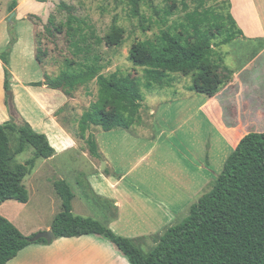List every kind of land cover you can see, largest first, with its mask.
I'll return each instance as SVG.
<instances>
[{
	"label": "rangeland",
	"instance_id": "obj_1",
	"mask_svg": "<svg viewBox=\"0 0 264 264\" xmlns=\"http://www.w3.org/2000/svg\"><path fill=\"white\" fill-rule=\"evenodd\" d=\"M10 2L0 0V52L10 38L21 35L8 68L22 81L42 82L45 75L58 79L68 103L56 113V120L74 140L72 151L57 154L53 160L35 159L34 169L23 180L26 204L7 201L0 205V215L8 216L23 236L49 225L60 212L61 202L52 188L59 180L74 195L73 216L93 219L107 228L110 217L96 216L102 217L106 206L93 192L105 198L115 196L123 204L121 221L112 226L116 233L109 230L125 238L147 237L152 229L162 234L184 221L190 207L212 189L233 151L234 141H228L217 120H211L213 116L220 114L229 135L237 128H241L237 136L264 132V38L236 37L221 45L230 31L228 0H138L136 6L127 0H58L42 23L30 19L37 26L33 54L28 23L9 22L11 14L6 8ZM69 18H73L71 31L67 29ZM193 26L213 37L208 62L200 71L167 75L164 83L149 90L144 87L145 73L128 61L129 50L165 30L192 44ZM73 30L77 36L72 37ZM79 39L86 52L75 56L72 43ZM84 66L90 69L84 71ZM112 74L136 81L143 97L139 124L109 132L91 127L82 140L77 125L97 102L96 78ZM201 74L215 89L212 97L196 93L208 87ZM78 76L83 83L70 88ZM156 95L161 97L150 103ZM212 98L213 104L207 107ZM89 135L101 158L89 155L84 142ZM17 144L18 136L11 135L10 151ZM33 158V150L26 146L13 164L23 165ZM116 182L120 185L113 191L109 184ZM145 202L156 208L160 221L155 226L146 221ZM155 242L150 238L134 246L147 255Z\"/></svg>",
	"mask_w": 264,
	"mask_h": 264
},
{
	"label": "trees",
	"instance_id": "obj_2",
	"mask_svg": "<svg viewBox=\"0 0 264 264\" xmlns=\"http://www.w3.org/2000/svg\"><path fill=\"white\" fill-rule=\"evenodd\" d=\"M18 1L11 0L8 13L14 11ZM127 1L129 5L136 6L138 0ZM59 7L65 8L63 4ZM187 19L189 23L193 22L191 16ZM227 19L230 31L221 45H227L236 37H243L230 14ZM71 20L73 18L68 19V31L72 30ZM74 36H77L75 30L72 32ZM193 36L194 42L187 44V38L182 39L165 30L152 41L140 43L129 50L128 61L145 73L144 87L149 90L154 85L164 83L167 75L201 70L212 54L213 37L195 26ZM81 40L72 43L75 56L86 52L79 46ZM15 41V37L10 38L6 49L0 52L5 93L10 91L8 65ZM83 69L86 71L90 67L84 66ZM200 76L208 87L206 92L196 93L212 97L215 89L206 77L204 79L203 74ZM83 80L78 76L69 87L73 88L75 84L83 83ZM96 84L97 102L92 112L81 115L77 125L80 139H84L91 127L109 132L115 129L128 130L139 124L143 97L135 80L112 74L107 78L98 76ZM29 86H44L68 96L58 85V79L50 80L47 75L42 82ZM11 135L18 136V144L13 152L9 148ZM84 142L89 155L98 159L99 152L94 138L89 135ZM26 146L33 150L34 158L23 165L13 164L15 156L21 154ZM53 156L54 150L46 137L35 133L27 123L16 125L10 121L1 125L0 205L7 201L26 204L28 194L23 180L34 169L35 159L48 160ZM52 188L61 202L60 212L50 226L54 239L98 236L112 244L128 264H264V132L247 133L238 141L212 189L190 207L184 221L168 228L156 238L155 245L147 255H143L133 241L117 236L99 222L73 216L71 201L74 195L65 181L54 182ZM33 236H23L0 216V264H7L29 245L47 244L44 240L32 242Z\"/></svg>",
	"mask_w": 264,
	"mask_h": 264
},
{
	"label": "crops",
	"instance_id": "obj_3",
	"mask_svg": "<svg viewBox=\"0 0 264 264\" xmlns=\"http://www.w3.org/2000/svg\"><path fill=\"white\" fill-rule=\"evenodd\" d=\"M57 1L58 0H19L14 11L10 13L12 15L9 20L10 23L13 19L18 24L28 23L27 38L32 45V54L33 51H35L33 45L35 47L34 37L37 26L30 19L42 23L44 19L49 16L54 6L57 4ZM228 3L229 14L234 20L236 27L241 30L243 37L248 39L264 38V0H228ZM15 39L16 42L9 56V66L12 59L11 57L15 49L19 46L22 37L21 35H17ZM9 72L10 91L5 93L3 89V66L0 62V126L10 121L14 122L16 125L27 123L35 133L44 135L50 147L54 150V156L48 160H53L57 154L72 151L74 147L73 136L56 120V113L63 105L68 103V98L59 90H51L44 86L31 87L29 85L34 82L22 81L10 68ZM234 79L238 80V77H234ZM238 82L241 83L240 81ZM6 97H8L7 100ZM160 97L161 96L158 95L157 99L152 100L150 98L151 100L149 99V101L153 103ZM213 100L214 98L209 99L206 102V106L208 107L213 104ZM151 106L146 105L145 108L149 110L150 114H153V111L150 109ZM217 115H219V117L213 116L214 119L211 117V120L215 122L216 119L219 130L228 141H234L231 145L234 150L238 141L244 136H237L241 128L235 129V132L229 135L228 133L230 130L222 126L220 114L218 113ZM101 156V153H99L100 158ZM119 185L120 184L117 182L109 184L110 189L113 191H117ZM102 194L104 195V193ZM93 195L100 203L106 206V209L102 212L103 216H96L102 219L104 217H110L108 227L114 231L115 229H113L112 226H115L118 221H121L122 202L116 199L115 196L105 198L102 195H96L94 192ZM124 196L127 197L125 194ZM142 208L149 226H155L160 221L158 214L155 212L156 208H151L148 202H145V206L143 205ZM110 212L112 216H110ZM0 216L13 225L12 220L8 216L3 214ZM51 223L43 228L40 227L31 231L26 237L35 235L38 232H49ZM154 231L155 230L152 229L147 237H128L126 239L133 241L135 244H143L142 242L144 240H149L150 238L152 240L155 238L156 240L157 237L163 234L153 233ZM117 234V236H124L122 233ZM154 245L155 243L152 247ZM139 247L142 246L140 245ZM7 264H128V262L112 244L102 238L98 236H82L76 238H53V240L47 244L29 245L18 252Z\"/></svg>",
	"mask_w": 264,
	"mask_h": 264
},
{
	"label": "water",
	"instance_id": "obj_4",
	"mask_svg": "<svg viewBox=\"0 0 264 264\" xmlns=\"http://www.w3.org/2000/svg\"><path fill=\"white\" fill-rule=\"evenodd\" d=\"M12 17V15L10 16V18ZM53 234L49 231V232H41V233H37L33 236L32 238V242L38 241V240H44L46 243H50L53 240Z\"/></svg>",
	"mask_w": 264,
	"mask_h": 264
}]
</instances>
